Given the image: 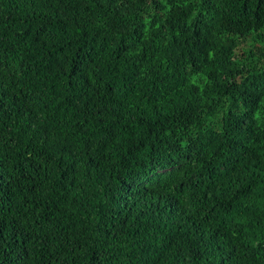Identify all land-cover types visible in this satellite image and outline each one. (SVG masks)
<instances>
[{"label":"trees","instance_id":"1","mask_svg":"<svg viewBox=\"0 0 264 264\" xmlns=\"http://www.w3.org/2000/svg\"><path fill=\"white\" fill-rule=\"evenodd\" d=\"M0 264H264V0H0Z\"/></svg>","mask_w":264,"mask_h":264}]
</instances>
